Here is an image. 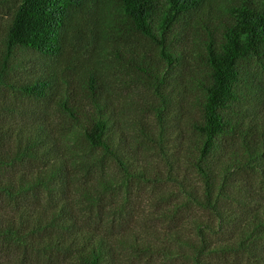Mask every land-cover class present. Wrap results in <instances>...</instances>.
Wrapping results in <instances>:
<instances>
[{"label":"trees","instance_id":"16d2710c","mask_svg":"<svg viewBox=\"0 0 264 264\" xmlns=\"http://www.w3.org/2000/svg\"><path fill=\"white\" fill-rule=\"evenodd\" d=\"M0 264H264V0H0Z\"/></svg>","mask_w":264,"mask_h":264}]
</instances>
